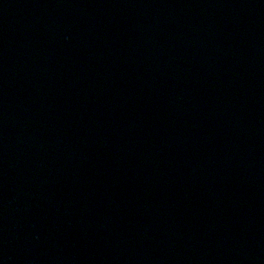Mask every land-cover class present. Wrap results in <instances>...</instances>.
Wrapping results in <instances>:
<instances>
[{
  "label": "water",
  "instance_id": "95a60500",
  "mask_svg": "<svg viewBox=\"0 0 264 264\" xmlns=\"http://www.w3.org/2000/svg\"><path fill=\"white\" fill-rule=\"evenodd\" d=\"M0 264H264V0H0Z\"/></svg>",
  "mask_w": 264,
  "mask_h": 264
}]
</instances>
